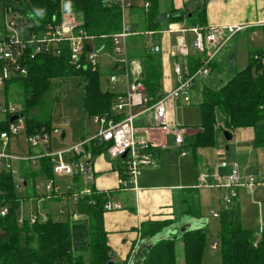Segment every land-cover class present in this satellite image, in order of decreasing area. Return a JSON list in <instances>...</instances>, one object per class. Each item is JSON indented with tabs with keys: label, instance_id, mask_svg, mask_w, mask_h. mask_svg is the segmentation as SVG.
Listing matches in <instances>:
<instances>
[{
	"label": "trees",
	"instance_id": "trees-1",
	"mask_svg": "<svg viewBox=\"0 0 264 264\" xmlns=\"http://www.w3.org/2000/svg\"><path fill=\"white\" fill-rule=\"evenodd\" d=\"M63 0H0L2 9H12L20 15L31 34L42 35L51 26L63 22ZM75 12L82 14L81 29L89 36H95L98 46L113 53L110 36L122 29V7L119 0H66ZM161 0H143V32L159 33L163 27L158 20ZM146 4L149 7L146 8ZM134 4L132 5V8ZM35 8L45 10V15L30 18L28 13ZM174 10V8H173ZM175 11V10H174ZM205 11L192 17L187 12L178 16L169 14L168 25L186 21L189 27H206ZM264 30V28H263ZM134 32V31H133ZM136 33V32H135ZM143 33V34H144ZM137 34L131 42L141 48L130 51V59L142 62V83L146 89L148 107L160 99L164 93L162 88V60L159 54L150 51L143 37ZM140 41H139V40ZM59 54L39 53L35 59L26 58L22 65L26 66L25 76L12 77L3 88L5 95L13 84L18 85L23 94L21 113L26 122L25 136L40 132L45 128L50 134L54 131L51 121L47 95L53 88V79L79 76L84 79L85 97L83 106L85 115L91 119L97 115L110 114L112 103L118 90L102 91L101 67H93L85 62L81 69L71 60V49L68 43H60L55 47ZM86 49V48H85ZM257 50L252 54H261ZM88 49L84 53H87ZM188 66L194 73L203 66L204 58L200 53L189 55ZM214 68V62L210 69ZM120 67L115 63L110 74H119ZM110 76V75H109ZM109 82V80H108ZM6 105H9L8 101ZM201 123L199 131L190 143L192 152L199 149H212L215 143L217 114H222V128L230 132L240 128L255 129V147L264 149V74L260 75L258 63L248 58L246 67L237 75L224 83L219 90L211 88L203 91L199 105ZM8 122H0V132L8 130ZM93 157L106 151L102 144L88 147ZM29 153H34L29 150ZM37 165L19 162V177L23 191L36 178H53V161L49 157L40 159ZM121 168V175L123 168ZM16 188V179L11 172H0V211L6 207L8 213L0 216V264H109L113 253L107 244V232L104 227V203L106 194L93 197H81L75 204L76 218L69 221H55L50 216L45 222L30 224L25 218L22 225L18 222L20 205L23 197ZM29 198V196L27 197ZM92 201H94L92 203ZM220 223L219 242L222 261L217 264H264V232L257 240L254 231L241 226V213L238 205L219 210ZM173 221H146L141 226L142 239H152L164 229L173 225ZM206 228L187 231L182 235L185 264H210L204 261V250L207 245ZM143 264H177L175 240H161L145 253Z\"/></svg>",
	"mask_w": 264,
	"mask_h": 264
},
{
	"label": "built area",
	"instance_id": "built-area-1",
	"mask_svg": "<svg viewBox=\"0 0 264 264\" xmlns=\"http://www.w3.org/2000/svg\"><path fill=\"white\" fill-rule=\"evenodd\" d=\"M7 1V0H6ZM19 1V0H8ZM123 13L127 8H132V0H119ZM149 4H146V8ZM4 22H0V86L9 81L12 77L25 76L27 74L26 66L22 61L26 58L35 59L39 53L59 54L60 51L55 47L60 43H68L71 49V60L77 65L78 69L84 67L82 57L85 55V62L90 63L93 67L99 65L98 57L105 50L104 45L98 46L95 36L86 35L73 20L66 19V13L63 14V22L60 25L51 26L44 34H31L26 23L20 20V15L14 10L2 9ZM12 13L13 18L8 19V14ZM249 25L221 26L220 27H201L193 26L185 29L183 27H170V32L192 33L193 39L188 43L182 35L176 41L171 50V55L175 59H182L173 66V72L176 75V86L156 100L151 106L153 111L154 126L163 133H171L174 137V144L177 147H183L187 130L177 125H171L167 116L168 103L191 102V92L195 81L209 75L210 64L214 62L215 57L222 48L231 41L237 34L249 30ZM154 33V32H151ZM135 33L125 23L123 19L122 29L119 33L110 36L113 48V61L120 67L119 74H110L109 84L112 89H116L118 83H125V91L118 92L117 97L112 103L110 114L97 115L91 120L95 126V132L92 136L85 138L75 144L62 150H52V136L56 134L62 136V131L55 128L50 134L45 128L40 132L27 135V149H21L20 135L25 134L26 122L21 109L13 105L0 106V122H8V130L0 132V172L7 170L11 172L16 179V188L23 191V179L19 177V168L16 163L25 162L35 166L36 163L44 158L49 157L53 161V178L46 181L45 197L50 200H58L65 197L67 207L60 210V214H68L69 220L76 218L75 204L81 197L100 195L91 187L95 179V173L92 166L93 153L88 147L103 144L106 147V153L111 160L120 161L125 179H121V186L129 189L136 185L137 179L142 176L145 169L153 166L156 162L154 159L155 151L160 148L167 150L169 145L166 143H154L146 137L139 134L136 127L137 117L140 116L136 110L148 105L146 98V89L142 83V62L130 59L128 50V41ZM90 51H86V47ZM192 50V51H191ZM154 53L160 51L158 46L152 48ZM192 52L203 55L204 64L194 73H191L188 66V57ZM255 62L258 63L260 75L264 74V51L261 54H251ZM20 149L13 151V148ZM29 150L34 153L30 154ZM184 151L182 155L184 156ZM67 155V162L63 161V156ZM125 156V158H123ZM58 158V163L54 164V158ZM222 169L230 168V173L217 175L216 181L211 187L242 188V186L254 187L264 183L261 176L254 178L245 177L240 173L237 165L231 167L228 162L221 163ZM25 183V182H24ZM204 183L208 184V178L204 177ZM26 184V183H25ZM39 189V188H38ZM106 194L108 200L104 203L105 211H115L122 209V205L113 202L110 195ZM234 198V196H233ZM227 204L232 201L228 198ZM94 201H92L93 203ZM94 204V203H93ZM228 207V206H227ZM8 208L4 207L0 211V216L8 213ZM49 215H40L30 213L26 218L30 224L45 222ZM219 214L215 213L214 218ZM25 218H19L18 222L22 225ZM216 248V246H214Z\"/></svg>",
	"mask_w": 264,
	"mask_h": 264
},
{
	"label": "crops",
	"instance_id": "crops-1",
	"mask_svg": "<svg viewBox=\"0 0 264 264\" xmlns=\"http://www.w3.org/2000/svg\"><path fill=\"white\" fill-rule=\"evenodd\" d=\"M185 1L188 2L189 0H174V10L178 12L176 16L182 12H187L188 16L191 15L189 17H192V12L196 16H199L200 13L205 11L206 27L221 28V26L251 24L252 27L250 29L264 28V0H190L191 6L188 8L185 7ZM65 15L66 19H68L67 14ZM171 26L177 28L183 27L185 29L191 28L187 25L186 21H181L170 25L167 24L159 33H144L148 41H151L150 45L146 43L150 51H152L154 46L160 48L157 54L160 55L162 60V88L164 94L176 86V75L173 72V66L177 61H182V59L173 58L171 50L183 34L180 32H170ZM189 34L192 35L190 32L183 35L188 43L193 39L188 38ZM127 47L129 57L130 51L141 48L140 45L133 44L131 38L128 41ZM194 53L196 52H192L191 54ZM98 63L101 68L106 66L109 69V73H111L115 66L112 53L107 49L99 55ZM193 87V94L198 95L201 98V102L203 91L211 88V86L207 87L203 86V84L201 88L198 87L197 80ZM115 90L124 92L125 83H118ZM179 103L181 102L168 103L167 116L171 125H175L173 122V112ZM136 111L138 113L141 112L136 120L139 134L154 143H166L169 145V148L167 150L158 148L155 151V164L145 169L142 176L137 179L136 185L129 189L121 186V179L123 177L120 171V167H122L120 161L111 160L106 152L93 157L91 160L96 176L91 184L93 190L98 193L109 194L113 202L116 201L122 205V209L106 211L103 216L104 227L107 232V244L113 253L112 262L114 264H131V259L142 240L141 226L146 221H173V224H181L182 227L180 228L184 227L183 224L188 218L200 221L201 219H206L208 224V216L202 214L201 204L204 198H207L208 195L206 193L209 194V189L214 190L219 188L210 187L208 184L213 185L217 175L226 176L231 172L230 168L222 169L221 165L220 167L217 166V163L211 164L204 156V152H202L208 149H199L196 153L192 152L190 143L199 131L197 128L199 125L194 127L179 126L180 128H185L187 134L183 147H177L174 144V137L171 133H163L153 128L155 117H153L151 107L147 105L144 108H138ZM94 132L92 131L89 135H84L80 141L92 136ZM61 137L65 139L67 135L62 131ZM184 151L186 154L183 156L182 153ZM204 177L210 180L208 184L204 183ZM224 199L227 203L226 196ZM230 205L233 204L228 203L226 206H220L219 210ZM219 210L217 211L215 208H212L210 214H213L214 217V214H218ZM46 214L51 217L49 213ZM218 218L215 217L214 219ZM172 230L175 231L173 236L177 237L175 239L177 264H185L183 258L184 247L181 241L182 231L176 226H173ZM214 246L217 248L218 244L214 243L212 249H216ZM146 252L147 249H145L143 255ZM203 256L209 257L206 252H204ZM204 261L207 263L205 258Z\"/></svg>",
	"mask_w": 264,
	"mask_h": 264
},
{
	"label": "rangeland",
	"instance_id": "rangeland-1",
	"mask_svg": "<svg viewBox=\"0 0 264 264\" xmlns=\"http://www.w3.org/2000/svg\"><path fill=\"white\" fill-rule=\"evenodd\" d=\"M189 1H185V7L187 8L191 6ZM160 3V12L157 18L161 27H164L168 22L167 15H176L178 12L173 10L174 0H161ZM64 4L69 5L66 0L62 1V7ZM132 4H134L133 8H127L124 11L123 19L132 31L143 34V8L145 4L143 0H132ZM63 12L69 17L67 20L73 19L77 25L83 22L82 14L75 12L71 7L68 11L63 8ZM3 13L0 6L1 23L4 22L5 15ZM7 18L12 19L13 14H8ZM141 36L145 43L151 44V41H148L145 34ZM188 38L192 39L193 35L189 34ZM262 49H264L263 28L245 30L237 34L215 57L214 68L210 69L209 75L197 79L198 87L201 88L203 84V86H211L214 90H219L223 87L224 83L246 67L248 58L254 51ZM109 74V69L106 66L101 68L100 83L102 91H110L112 89L111 84L108 82L110 78ZM83 86L84 79L79 76L53 79V88L47 95L52 127L63 131L67 135L65 139H62L56 133L52 136L51 149L54 151L62 150L70 146V144L78 143L84 135H89L92 131L94 132L95 126L84 112L83 99L85 91L83 90ZM23 100V94H21L18 85L13 84L6 95L3 86H0V106H4L8 101L10 105L23 109ZM190 101L189 103L182 101L175 107L173 122L178 127H194L201 123L199 107L201 98L192 92ZM216 114V145L212 149L202 151L204 152V156L211 164L217 163L218 167H220L223 161L228 162L231 167L237 165L238 170L245 177L252 176L256 179L261 176V179L264 178V149L255 147V129H236L232 132V140L227 142L224 138V131L221 128L223 122L222 114L219 111ZM26 137L24 133L20 135V145L23 150L27 149ZM19 150L16 147L13 148V151ZM212 153L214 154L212 155ZM67 160L68 156H63V161L67 162ZM57 163L58 158L56 157L54 158V164L56 165ZM46 181L45 178H36L29 183V186L24 191L19 192L20 196L23 197L19 216L21 218H28L30 213H38L40 215L49 213L51 218L57 222L69 221L68 214H60V210L63 207H67V199L65 197L58 200L47 199L45 197L48 193L46 192ZM208 185L210 186V184ZM208 192L209 194L206 193L208 195L207 198H204L201 204L202 214L208 216L209 219L205 227L207 245L204 250L209 257H203L207 263L217 264L222 261L219 242L221 228L218 219H214L213 214H210L211 209L215 208L218 211L220 206H226L227 204L224 199L225 196L227 199L231 198L232 201L230 203L239 206L241 226L254 231L258 240L264 232V183L254 187L242 186V188L209 189ZM28 196L29 198H27ZM214 243L218 244L216 249H212Z\"/></svg>",
	"mask_w": 264,
	"mask_h": 264
},
{
	"label": "water",
	"instance_id": "water-1",
	"mask_svg": "<svg viewBox=\"0 0 264 264\" xmlns=\"http://www.w3.org/2000/svg\"><path fill=\"white\" fill-rule=\"evenodd\" d=\"M191 16V15H189ZM86 49H88V51H90L89 47L87 46ZM224 138L225 141L229 142L232 140L233 138V134L232 132H230L229 130H224ZM228 148V146H227ZM123 158H125V156H123ZM207 224V220L206 219H201L200 220H195L194 218H188L187 221L184 222V227H182L181 224H173L172 226L164 229L163 232H161L158 236L152 238V239H142L140 242V246L138 247L137 251L134 253L133 257H132V262L131 264H143L144 262V257L145 255H143L145 249H147V251H149L153 246H155L156 243H158L161 240H175L177 237L173 236V234L175 233L173 229V226L178 227L179 229H181V233L184 234L187 231H195V230H200L201 228H203L205 225ZM173 236V237H172ZM109 264H114L113 262H110Z\"/></svg>",
	"mask_w": 264,
	"mask_h": 264
},
{
	"label": "clouds",
	"instance_id": "clouds-1",
	"mask_svg": "<svg viewBox=\"0 0 264 264\" xmlns=\"http://www.w3.org/2000/svg\"><path fill=\"white\" fill-rule=\"evenodd\" d=\"M63 8L66 11L70 10V6L68 4H64ZM28 15H29L30 18L39 17V18L42 19L44 17V15H45V10L42 9V8H35V9H33L32 12L28 13Z\"/></svg>",
	"mask_w": 264,
	"mask_h": 264
}]
</instances>
